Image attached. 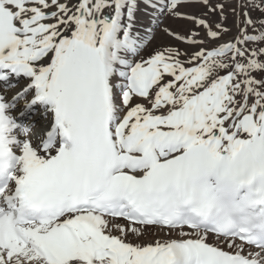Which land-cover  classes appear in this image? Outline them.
<instances>
[{"label":"snow or ice","instance_id":"snow-or-ice-1","mask_svg":"<svg viewBox=\"0 0 264 264\" xmlns=\"http://www.w3.org/2000/svg\"><path fill=\"white\" fill-rule=\"evenodd\" d=\"M0 264H264V0H0Z\"/></svg>","mask_w":264,"mask_h":264}]
</instances>
